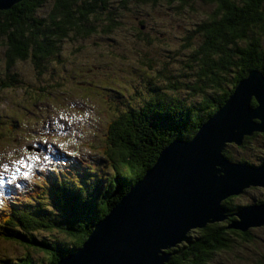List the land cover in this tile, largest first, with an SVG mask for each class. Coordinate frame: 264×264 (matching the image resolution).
Here are the masks:
<instances>
[{
    "label": "trees",
    "instance_id": "1",
    "mask_svg": "<svg viewBox=\"0 0 264 264\" xmlns=\"http://www.w3.org/2000/svg\"><path fill=\"white\" fill-rule=\"evenodd\" d=\"M107 1L110 0H18L7 8L0 9V47L3 49L4 66L8 68L15 60H28L39 74L41 62L56 52L62 39L83 38L92 34L97 27L96 21L103 17H106L107 24L102 30L111 27L114 20L109 19L106 12L100 17L96 11L105 9ZM117 1L120 5H125L127 1L150 5L164 2L175 9H183L188 4L191 10L194 2ZM201 1L212 8L207 13H202L203 18L192 27L200 41L189 51L188 60L183 64L186 72L183 75H187L189 81L193 80L192 84L174 81L172 75L164 76L160 72H165L162 66L155 72L168 80L166 91L158 90L161 88L157 85L151 86L139 105H129L124 110L115 112L105 125L99 152L102 160L100 165L105 164L109 169L102 184L87 181L94 178L96 168L95 171L93 168H84L83 172L93 173L89 175L84 172L86 182L73 185L68 184L69 181L65 178L55 179L43 189L48 197L39 193L40 199L51 201L54 213H42L46 211L45 208L34 204L9 206L2 211L0 240L16 244L22 253L13 259L0 257V264H53L63 255L73 252L92 224L108 211L151 164L158 149L174 138L189 139L248 71L257 70L264 77V47L260 43V36L263 35L264 0ZM174 2L177 3L176 6L172 4ZM187 43L185 41L181 45L182 49ZM144 65L148 69H154L148 59L144 61ZM176 81L186 84L190 92L188 95L198 98L186 102L177 94H168V88L174 91L179 89ZM6 85V82H0V88ZM254 104L251 99L250 105ZM257 136L262 138L264 133L244 137L242 144L236 148H245L246 142ZM222 155L230 161L251 163L245 158L235 159L225 148ZM257 161L250 165L264 163V155L259 156ZM100 176L97 174V179ZM34 191L32 194L36 193ZM238 197L239 195L229 196L221 201L220 205L226 215L224 221L207 223L203 227L189 230L185 241L166 251L171 255L163 264H207L215 254L230 250L234 239H248L249 230L240 232L224 229L231 220L236 219L233 215H227L247 205H238ZM258 202L260 201L251 204ZM52 229L60 231L69 239L70 244L64 247L54 238L36 235L38 231L49 233ZM34 254L42 256L38 263L34 261ZM260 264H264V261Z\"/></svg>",
    "mask_w": 264,
    "mask_h": 264
},
{
    "label": "rangeland",
    "instance_id": "2",
    "mask_svg": "<svg viewBox=\"0 0 264 264\" xmlns=\"http://www.w3.org/2000/svg\"><path fill=\"white\" fill-rule=\"evenodd\" d=\"M118 2L107 1L105 9L96 10L98 16L106 12L114 20L109 29L102 30L107 24L103 17L96 21L92 34L62 39L56 52L41 62L39 74L28 60H15L6 68L0 47V82L7 84L0 88V178L16 180L25 173L22 193L0 194V213L8 206L26 204L44 207L46 211L42 213H54L51 201L40 199L39 193L44 197L43 189L55 179L65 178L73 185L86 182L84 168H96L94 178L87 181L102 184L109 169L105 164L100 165L99 152L105 125L115 112L139 105L151 86L157 85L161 88L158 90L166 91L168 80L155 72L162 66L165 72H160L164 76L172 75L174 81L192 84L193 80L183 75L189 51L200 41L192 27L212 7L201 0H194L192 10L188 4L183 9H175L164 2L157 5L132 1L120 5ZM260 37L264 47V36ZM185 41L188 43L182 49ZM147 59L154 69L144 65ZM178 81L179 89L168 88V94H177L186 102L198 98L188 95L186 84ZM57 128L63 133L56 141L52 136ZM26 145L39 150L26 151ZM225 149L235 159L257 163L258 157L264 155V137L252 138L245 148L227 144ZM97 174L101 175L98 179ZM33 190L36 193L30 194ZM258 190L263 194V190ZM258 190L243 191L236 203L244 205L263 200ZM248 230V239H234L230 250L215 254L207 264L263 262L264 226ZM36 235L54 238L64 247L70 244L55 229L49 233L38 231ZM21 253L16 244L0 240V257L13 259ZM33 258L38 263L42 256L34 254Z\"/></svg>",
    "mask_w": 264,
    "mask_h": 264
},
{
    "label": "water",
    "instance_id": "3",
    "mask_svg": "<svg viewBox=\"0 0 264 264\" xmlns=\"http://www.w3.org/2000/svg\"><path fill=\"white\" fill-rule=\"evenodd\" d=\"M16 1L0 0V9ZM262 23L264 35V12ZM253 133H264V77L257 70L238 80L189 139L174 138L158 149L79 247L53 264L165 263L171 255L166 251L185 241L189 230L226 219L222 200L251 187L264 191V163L255 166L222 155L227 144L240 146ZM232 215L236 219L224 229L264 226V199L227 216Z\"/></svg>",
    "mask_w": 264,
    "mask_h": 264
},
{
    "label": "flooded vegetation",
    "instance_id": "4",
    "mask_svg": "<svg viewBox=\"0 0 264 264\" xmlns=\"http://www.w3.org/2000/svg\"><path fill=\"white\" fill-rule=\"evenodd\" d=\"M260 189V188H259ZM262 190V189H261ZM263 195H264V191H263ZM262 200H260V202H261ZM259 203V202H258Z\"/></svg>",
    "mask_w": 264,
    "mask_h": 264
}]
</instances>
